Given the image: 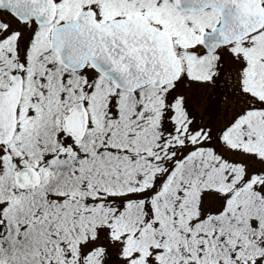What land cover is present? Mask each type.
Wrapping results in <instances>:
<instances>
[{
  "label": "snow or ice",
  "instance_id": "6c2138e0",
  "mask_svg": "<svg viewBox=\"0 0 264 264\" xmlns=\"http://www.w3.org/2000/svg\"><path fill=\"white\" fill-rule=\"evenodd\" d=\"M0 264H264V0H0Z\"/></svg>",
  "mask_w": 264,
  "mask_h": 264
}]
</instances>
